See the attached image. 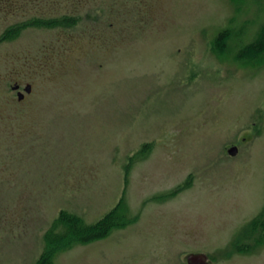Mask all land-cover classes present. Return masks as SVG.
I'll return each instance as SVG.
<instances>
[{
  "label": "rangeland",
  "instance_id": "374dc122",
  "mask_svg": "<svg viewBox=\"0 0 264 264\" xmlns=\"http://www.w3.org/2000/svg\"><path fill=\"white\" fill-rule=\"evenodd\" d=\"M259 33L264 0H0V264L51 228L50 264H264Z\"/></svg>",
  "mask_w": 264,
  "mask_h": 264
},
{
  "label": "trees",
  "instance_id": "16d2710c",
  "mask_svg": "<svg viewBox=\"0 0 264 264\" xmlns=\"http://www.w3.org/2000/svg\"><path fill=\"white\" fill-rule=\"evenodd\" d=\"M59 21V20H52ZM11 30H8L7 32H10ZM227 36L226 33H222L218 36L217 41L223 42L225 37ZM4 36L0 38L2 40ZM259 39V40H258ZM259 41V45L261 44V47L264 45V33L261 37L260 33L258 34V38L255 39ZM261 42V43H260ZM260 47V48H261ZM256 49H258L256 47ZM258 51V50H257ZM121 202H119L115 208H113L110 212H108L104 217H102L100 220L96 221L92 225H84L80 219L75 218L74 216L60 212L56 222L54 223L53 227H58L63 229L66 233H68V236L72 238L70 241H81V242H88L93 241L96 239H100L104 237L113 226H117L122 221V216L119 214L121 209ZM60 226V227H59ZM64 227V228H63ZM65 234L58 233L55 229L51 228L50 231H48L45 235V246L46 251L41 256V258L38 261V264H50L51 259V249L54 248L55 245H53L54 242H58L61 240L62 237H64ZM69 245V244H68Z\"/></svg>",
  "mask_w": 264,
  "mask_h": 264
},
{
  "label": "water",
  "instance_id": "95a60500",
  "mask_svg": "<svg viewBox=\"0 0 264 264\" xmlns=\"http://www.w3.org/2000/svg\"><path fill=\"white\" fill-rule=\"evenodd\" d=\"M18 88L17 85H15L12 89L16 90ZM31 91V86L27 85L24 88V92L26 94H29ZM23 98V94L21 92H17V99L18 101H21ZM225 152L229 156H235L237 153L236 146H230L229 148L225 149ZM186 263L187 264H209L207 261V258L204 254L201 253H190L186 255Z\"/></svg>",
  "mask_w": 264,
  "mask_h": 264
}]
</instances>
